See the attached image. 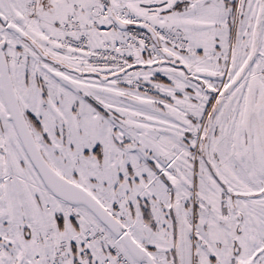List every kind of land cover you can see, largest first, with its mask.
<instances>
[{"label":"snow or ice","instance_id":"snow-or-ice-1","mask_svg":"<svg viewBox=\"0 0 264 264\" xmlns=\"http://www.w3.org/2000/svg\"><path fill=\"white\" fill-rule=\"evenodd\" d=\"M0 264H264V0H0Z\"/></svg>","mask_w":264,"mask_h":264}]
</instances>
